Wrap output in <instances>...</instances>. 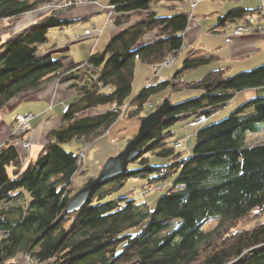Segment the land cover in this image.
Wrapping results in <instances>:
<instances>
[{
    "label": "trees",
    "instance_id": "obj_1",
    "mask_svg": "<svg viewBox=\"0 0 264 264\" xmlns=\"http://www.w3.org/2000/svg\"><path fill=\"white\" fill-rule=\"evenodd\" d=\"M54 1L0 0V109L52 79L75 91L35 159L23 164L14 134L0 150V264H19L21 258L30 264H264V141L247 143L249 135L264 133V62L229 75L216 68L186 81L183 72L218 59L189 50L170 77L154 78L131 98L137 59L156 69L183 48L190 14L182 5L191 0H104L119 30L101 51L68 68L66 56L38 55L37 49L48 29L88 17H66L75 4L58 7ZM43 6L51 11L42 20L2 39ZM257 10L228 9L209 30L224 31ZM167 87L198 94L170 102L161 122L140 139L126 171L96 186L85 203L67 213V202L95 177L81 167L86 146L122 115L141 121L150 96ZM248 89L255 96L194 131L190 151L175 147L181 137L174 124L209 119ZM100 107L105 110L89 111ZM72 141L79 144L77 152L63 147ZM79 172L84 178L78 184ZM138 177L146 180L140 195L164 189L153 208L119 194ZM246 222L252 223L240 227Z\"/></svg>",
    "mask_w": 264,
    "mask_h": 264
},
{
    "label": "crops",
    "instance_id": "obj_2",
    "mask_svg": "<svg viewBox=\"0 0 264 264\" xmlns=\"http://www.w3.org/2000/svg\"><path fill=\"white\" fill-rule=\"evenodd\" d=\"M196 2L198 3V1ZM92 4L93 3L73 6L72 11L68 10L66 14V17H72L75 19L88 17L86 24L88 23L91 25V28L94 26V29H96L88 35H85L84 31L89 28L85 27L83 30L84 37H88L85 42H91L86 52V57L89 54L96 52L101 47H104L108 39L119 30V28L112 23L114 13H112L106 3L100 5L99 2L97 3L98 7H94ZM196 5L197 4H195L192 9L190 8L192 12ZM233 7L258 8L257 12L253 14L254 18L251 23V28L253 29L252 32L238 35L233 33L234 27L247 22L246 19L251 15H248L245 20L231 23L224 31H210L209 29L215 24L217 16ZM42 9L46 8H40L36 11L27 13L24 18L31 14V18L36 19L35 14ZM217 9L218 10L211 14V19L202 21L206 26L200 24L196 20V17H190L188 26L183 34L184 46L181 51L176 56L172 57L173 61L168 67H156V69L160 68L159 71L163 78L170 77L168 75L172 73L171 70L174 69V67H178V64L180 65L183 57L189 50L211 53L218 56L216 61L198 67L199 69L195 71L197 76L191 78L192 80L197 79L207 71L216 68L225 70L226 74L229 75L248 70L264 62V0H255V3L252 5L245 0H239L235 3L219 6ZM69 11H71V13ZM102 14H107V16H102L101 18ZM103 18L104 20L101 23V19ZM96 19H98L97 23L95 21ZM80 37L81 36H79V38ZM227 38H229L228 41H226ZM68 46L69 44L65 42L61 46H54L45 49H40L41 47L39 46L37 53L38 55L51 54L53 57L65 55L67 58L64 61V68H68L74 63L83 61L75 60L72 55L73 52L71 53ZM255 93V90L252 89L243 90L240 93L238 92L232 101L229 102V107H235ZM74 97L75 91L69 88L67 83H60L57 79H52L36 89L21 93L11 99L2 109H0V150L7 140L13 136L15 116L17 114L30 113L32 114V119L30 121L31 130L28 135L30 146L27 150H23L21 146H18L20 147V151L18 148L17 149L22 157L23 164H27L30 160L35 159L45 142L48 131L60 124L64 106L69 105ZM148 105H154L150 102V99L146 104V107H149ZM210 119H214V115L209 118V120ZM105 138L106 136H103L94 143L101 142V140ZM103 142L106 146L111 143L110 140L109 143L106 141ZM113 144L114 143H111V148L115 146ZM106 152L107 149L103 148L99 160L103 159V161H105ZM98 161L92 164L91 173L93 175H96L99 172L103 164ZM75 180L78 183H81L83 177H76Z\"/></svg>",
    "mask_w": 264,
    "mask_h": 264
},
{
    "label": "rangeland",
    "instance_id": "obj_3",
    "mask_svg": "<svg viewBox=\"0 0 264 264\" xmlns=\"http://www.w3.org/2000/svg\"><path fill=\"white\" fill-rule=\"evenodd\" d=\"M196 1H198V3L196 2L197 5H196L195 9L193 10V12L190 9V7L192 8L191 4L184 3L182 5V8L185 10V12L190 14V17L191 16L196 17V20L200 24H202L203 26H206L202 21L211 19V14L214 11L218 10L217 8L219 6L229 4V3H235L239 0H196ZM245 1L249 2L251 5L255 3V0H245ZM99 2H100V5H103L106 3V1H104V0H100L98 2L83 0V1L75 3V5H74V0L73 1L72 0H55L54 3H52V5H58V7L59 6L63 7L64 3H70L67 5V7H68L70 5L80 6V5H86L88 3H93L92 5L94 7H98L97 3H99ZM42 8H46V6H43ZM69 10L72 11V7H71V9L69 7ZM50 11H51V9L48 7L46 9H42V10L38 11L35 14L36 19L31 18V16H30L31 14L27 15L25 18L23 17L20 21H18L15 24L14 28L10 32L4 33L2 35V39L3 40L7 39L11 33L16 34L19 31H21L23 28H26L32 24L38 23L46 15H48L50 13ZM71 11H69V12L71 13ZM133 14H134L133 16L136 18L135 13H133ZM102 16L105 17V16H107V14H105V15L102 14L101 18H102ZM253 18H254L253 14H251V16L248 17L246 20H249V19L253 20ZM103 20H104V18L101 19V23L103 22ZM86 21H87V19H83L80 21L78 20V21H75L69 25L63 26V27H55V28L48 29V33L46 35L47 40L43 44L40 45V47H41L40 49L51 48L54 46H61L65 42V43L69 44L68 47L70 48L71 53L73 52L72 55H73V58L75 60L86 59L87 58L86 52H87V50L91 44L90 41L85 42V40L88 37H84L85 35L83 34V30L85 27H88L89 29H91V25L88 23L86 24ZM95 21L97 23L98 19H96ZM95 30L96 29H94V31ZM243 33H246V32H243ZM243 33H237L235 35L243 34ZM77 35L81 36V37L78 39L75 38ZM103 48L104 47H101L97 51H101ZM180 65H181V63H180ZM180 65L178 64V67H176V68L174 67V69L171 70L172 73H170V75H168V76H171L174 72H176L177 69H179ZM168 66H166V67H168ZM197 69H199V68L197 67L193 70H188L186 72H183V74L181 76L182 79L186 80V81H191L192 80L191 78H194L195 76H197V74H195V71ZM159 70H160V68H157L155 70L153 67L144 65L143 63H141L137 59L135 61V65H134V77H133V81H132V89H131L130 97L133 98L138 93V91L144 85H146L147 82L153 80L154 78L155 79L157 78V80H155V82L164 79L162 77V75L160 74ZM197 94H198V91H196V90L173 91V90H171L170 87H167V88L160 90L159 92L150 96V102H152L154 105L153 106L148 105L149 107H146V105H145L144 106L145 109L142 110L141 115H143V116L147 115L149 112L154 110L155 106L160 101H163L165 98H168L169 101L172 104H174V103H177V102L184 100L186 98L196 96ZM253 96H255V94L251 95L248 98H251ZM232 99L230 101H232ZM229 102L223 108H221L218 112L213 114L214 119L209 120L208 118H206V121L209 120V122H213V121L219 120V119L227 116L234 109L233 106L229 107V104H230ZM104 110H105L104 107H100V108L92 109L89 111H95V113H91V114H96V113H100ZM82 114H80V115L82 116ZM212 116H210V118ZM139 123H140V121H139L138 116H134V117H130V118H127L124 115L120 116L108 128L107 133L105 134L106 140L102 139L101 142H96L94 144L92 143V144L86 146V148H87V149L85 148L86 152L84 151V153H81V155H82L81 159L84 162L81 167L86 168V170L89 171V174L93 175L91 173L92 164L96 163L99 160L102 149L103 148L107 149V152L105 154L106 155L105 159L107 158V156L109 157L111 155H115L126 144L125 139L129 138L132 134H134V132L135 133L137 132V129L139 127ZM174 125L172 126V129L175 131V136L177 138L181 137V140H179L180 144H181L180 150H183L184 152L190 151L191 148L193 147L194 141H195L194 131L197 130L199 128V126H201V125L196 126V128H188L189 127L188 124H186V122H184V121H182V122L179 121L176 123L175 126ZM109 140L111 141V143H114L113 144V145H115L114 147L111 148V143H109ZM103 141L108 142L109 145L106 146ZM260 141H264V133L253 134V135H249L247 137V143H254V142H260ZM63 147L66 150H71L73 152H77V150L79 148V144L76 141L66 142V143H63ZM19 151H20V149H19ZM85 154H86V156H85ZM98 162L102 164L104 161H103V159H100ZM80 176L83 177V175H81L80 172L78 174H75L74 180L76 177H80ZM145 181L146 180L144 178H140V177L130 179L127 182V184L122 187V190L119 192V194H122L123 192H127L129 197H133L138 202H140V201L146 202L147 201L148 203L151 204V205H149L150 208H153L155 206L156 199L158 198V196L161 193H163L164 189H161V188L156 189L155 188V190L149 191L146 195H140L139 192L141 189V185L143 183H145ZM150 189L151 188H149V190ZM251 223H247V222L243 223L240 225V227H244V228L249 227L250 226L249 224H251ZM210 225H213V223H210L209 226ZM19 258H21V257H19ZM20 260L18 259L19 264H30L24 258H21Z\"/></svg>",
    "mask_w": 264,
    "mask_h": 264
},
{
    "label": "water",
    "instance_id": "obj_4",
    "mask_svg": "<svg viewBox=\"0 0 264 264\" xmlns=\"http://www.w3.org/2000/svg\"><path fill=\"white\" fill-rule=\"evenodd\" d=\"M170 106L169 99L165 98L158 107L141 119L134 137H132L115 155L107 157L95 177L89 183L81 187L67 202L65 208L67 213L77 210L83 203H85L89 194L96 186L117 177L126 171L130 162L136 158L138 154L137 145L140 139L145 136L151 128L161 122Z\"/></svg>",
    "mask_w": 264,
    "mask_h": 264
},
{
    "label": "built area",
    "instance_id": "obj_5",
    "mask_svg": "<svg viewBox=\"0 0 264 264\" xmlns=\"http://www.w3.org/2000/svg\"><path fill=\"white\" fill-rule=\"evenodd\" d=\"M83 0H75L74 4L77 2H80ZM70 3H64L63 6H67ZM190 4L192 6V8L195 5V1L191 0ZM110 8V7H109ZM251 23L252 20L249 19L247 20V22L243 23V24H239L236 25L233 29V33L237 34V33H243V32H251L253 29L251 28ZM94 30V26L91 29H86L84 31L85 35H88L89 33H91ZM77 39L79 38V36L76 37ZM229 38L226 39V41H228ZM173 61V58L170 56L169 58H167L164 62L163 65L168 66L171 65ZM67 107L65 106L63 108V111H66ZM32 119V114L30 113H24V114H17L15 116V120H14V127H13V134L18 138L17 141L19 143V145L21 146V148L23 150H27L30 146V142L27 139V134L30 128V121ZM206 121V117L205 116H200L192 121H190L188 123V126H198V125H202L204 122ZM180 146V141H177L175 143V147H179ZM80 157H82V155L80 154Z\"/></svg>",
    "mask_w": 264,
    "mask_h": 264
}]
</instances>
